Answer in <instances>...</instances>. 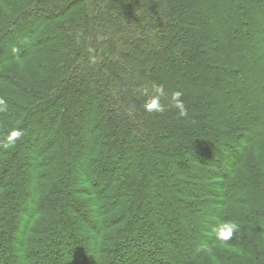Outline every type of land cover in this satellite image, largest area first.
<instances>
[{
  "label": "trees",
  "instance_id": "trees-1",
  "mask_svg": "<svg viewBox=\"0 0 264 264\" xmlns=\"http://www.w3.org/2000/svg\"><path fill=\"white\" fill-rule=\"evenodd\" d=\"M0 100V264H264V0H0Z\"/></svg>",
  "mask_w": 264,
  "mask_h": 264
},
{
  "label": "clouds",
  "instance_id": "clouds-1",
  "mask_svg": "<svg viewBox=\"0 0 264 264\" xmlns=\"http://www.w3.org/2000/svg\"><path fill=\"white\" fill-rule=\"evenodd\" d=\"M164 95L163 89L157 87L155 89V94L150 96L145 102V109L148 112H163L164 105L161 103V97ZM183 93L181 91H174L171 94L170 100L174 103L175 107L179 109L180 116H186L187 110L185 108L184 102L181 99ZM4 101L0 100V111H4ZM7 136L5 147L11 148L13 147L18 140H20L24 135V130L19 127H13L11 129H7ZM239 231V225L235 222H222L217 225L215 228V235L218 242H225L232 238L233 233Z\"/></svg>",
  "mask_w": 264,
  "mask_h": 264
},
{
  "label": "rangeland",
  "instance_id": "rangeland-1",
  "mask_svg": "<svg viewBox=\"0 0 264 264\" xmlns=\"http://www.w3.org/2000/svg\"><path fill=\"white\" fill-rule=\"evenodd\" d=\"M26 143L28 145L31 144L29 141H26ZM22 214L24 215V213H22ZM88 216L89 215H85V214L82 213V214L78 215L76 217V219L81 224V226L86 227L88 225V222H89V219H90ZM66 232H67V235L69 236V238H71V239L75 238L74 235H73L72 229H69L67 231L65 230V233ZM10 242L14 244L15 240H10ZM61 254H62L61 256H63L62 258H63L64 261H68V262L70 261V258L68 257L69 252L65 251V252H61Z\"/></svg>",
  "mask_w": 264,
  "mask_h": 264
}]
</instances>
